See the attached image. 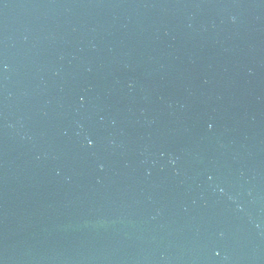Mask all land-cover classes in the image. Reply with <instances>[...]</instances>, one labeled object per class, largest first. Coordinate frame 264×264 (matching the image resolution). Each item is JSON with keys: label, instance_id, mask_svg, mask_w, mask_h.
<instances>
[{"label": "water", "instance_id": "95a60500", "mask_svg": "<svg viewBox=\"0 0 264 264\" xmlns=\"http://www.w3.org/2000/svg\"><path fill=\"white\" fill-rule=\"evenodd\" d=\"M0 264H264V0H0Z\"/></svg>", "mask_w": 264, "mask_h": 264}]
</instances>
